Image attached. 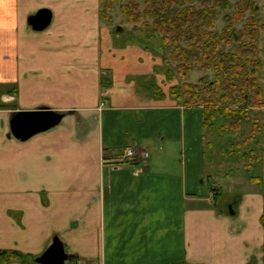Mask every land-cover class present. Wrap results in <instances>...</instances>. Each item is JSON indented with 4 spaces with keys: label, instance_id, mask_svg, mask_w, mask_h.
<instances>
[{
    "label": "crops",
    "instance_id": "0c3cea01",
    "mask_svg": "<svg viewBox=\"0 0 264 264\" xmlns=\"http://www.w3.org/2000/svg\"><path fill=\"white\" fill-rule=\"evenodd\" d=\"M98 7L0 0V249L24 254L0 264H34L54 236L76 264H264L262 178L223 172L244 186L232 201L200 110L148 89L160 58L115 47ZM41 107L61 121L15 138L13 116Z\"/></svg>",
    "mask_w": 264,
    "mask_h": 264
},
{
    "label": "trees",
    "instance_id": "16d2710c",
    "mask_svg": "<svg viewBox=\"0 0 264 264\" xmlns=\"http://www.w3.org/2000/svg\"><path fill=\"white\" fill-rule=\"evenodd\" d=\"M99 0L98 13L100 18L110 23V14L114 4L119 2V9L123 18L132 24L141 23L150 27L154 33L162 34L164 43H172L171 57L177 61V73L188 78L192 68L214 69L217 78L211 83L208 80L201 82L204 85L183 83L184 105H197L205 102V94L212 93L215 100L209 103L215 105V101L222 103L231 100L235 93H239L244 102L250 103L261 98L260 58L258 56L259 28L257 7L252 0H238L235 4L234 14L227 19L228 22L221 31L215 32V19L218 9L229 6L228 0ZM179 6V7H178ZM250 9L238 36L233 23L241 20L245 11ZM151 20V21H149ZM264 29V22L261 24ZM154 37V36H151ZM239 42L235 52L224 51L219 46L223 42L229 45L234 39ZM181 42L183 44H181ZM146 46V45H145ZM146 47L149 48V45ZM165 63L168 62L164 58ZM226 76L220 79L222 74ZM171 71L167 69V76ZM211 83V84H210ZM179 93V88L172 87L171 94ZM223 111L227 110L219 106ZM213 110V109H212ZM211 111V110H210ZM224 114V112H222ZM204 119V116L202 117ZM208 119V118H207ZM214 196H222V192L216 184L212 186ZM24 254L14 249H0V263H7ZM29 256V255H28Z\"/></svg>",
    "mask_w": 264,
    "mask_h": 264
},
{
    "label": "rangeland",
    "instance_id": "374dc122",
    "mask_svg": "<svg viewBox=\"0 0 264 264\" xmlns=\"http://www.w3.org/2000/svg\"><path fill=\"white\" fill-rule=\"evenodd\" d=\"M228 1L229 6L227 8L222 7L217 11L215 26L213 27L215 32L219 33L228 22H232L231 19H227V16L231 17L234 14L236 10L235 4L238 0ZM251 2L256 4L257 15L259 16L258 56L261 62L259 69L261 98L247 103L239 97V93H235L233 99L223 101L222 103L215 101V105H212L209 103V100L215 99L210 92L205 94V102L189 105L200 110L201 120L203 116L204 119L206 117V120H202V126L205 129L206 135L213 140L215 148L218 151V153L212 154V158H210L212 161L211 166L222 171V174L218 175L217 178L215 177V179L220 182L224 192L229 194L230 198L233 197L232 194H234L233 191L235 189H239L240 191L244 186L236 183V179L230 175H224L223 172L231 174L232 171H238L239 175L249 174L257 176L255 178L261 177L262 187H264V29L261 26L264 22V0H252ZM196 4L197 6L201 5V1L198 0ZM110 14L112 20L107 24H109L108 26L111 30L110 41L115 47H123V44L136 43L160 58V65L156 67V70L161 72L163 77L159 84L156 82L157 77L155 74L151 73L149 77H146L147 81L152 82L148 83L150 91L154 90L157 95L162 96L165 95L166 91L177 102L184 104L185 98H181V93L184 91L182 86L184 82L199 84L202 87L204 83L200 81L201 79L212 83L217 78L214 69L206 70L200 68H192L188 78L181 77L177 73V61H174L171 57V50L174 46L172 43H164L161 39V33H154L150 27H145L141 23L132 24L127 22L121 15L119 2L114 4ZM250 14V9L246 10L242 19L233 23L234 28L237 30L235 36H238ZM103 24L106 25V22ZM181 44L183 43L181 42ZM145 45H149V48ZM238 45L239 42H236L234 38L229 45L221 42L219 47L224 51L235 52ZM164 58L168 60L167 63H165ZM167 69L171 71L172 75L170 77L167 76ZM226 76L234 78L232 74L230 76L223 73L220 79L223 80ZM173 86L179 88V93L175 94L176 97L171 94ZM219 106L227 110L223 111ZM244 167L249 168L245 169ZM219 198V196L216 198L217 202ZM234 200L235 198H232V201ZM232 203L228 207L227 204H222L220 208L223 209L226 206L230 211L233 208ZM35 257L36 255H31L28 261L37 264L34 261Z\"/></svg>",
    "mask_w": 264,
    "mask_h": 264
},
{
    "label": "water",
    "instance_id": "95a60500",
    "mask_svg": "<svg viewBox=\"0 0 264 264\" xmlns=\"http://www.w3.org/2000/svg\"><path fill=\"white\" fill-rule=\"evenodd\" d=\"M51 20V12L41 8L29 17L31 26L34 29L46 27ZM63 117V113L54 111L47 107L35 110L19 111L10 121V132L18 139L25 140L35 133L45 131L57 125ZM231 214L234 211H229ZM71 255L65 251L63 242L58 236L52 238L51 243L43 252L34 258L39 264H65Z\"/></svg>",
    "mask_w": 264,
    "mask_h": 264
},
{
    "label": "built area",
    "instance_id": "2783aa9c",
    "mask_svg": "<svg viewBox=\"0 0 264 264\" xmlns=\"http://www.w3.org/2000/svg\"><path fill=\"white\" fill-rule=\"evenodd\" d=\"M142 156H147V152H142ZM136 155L140 154L133 148V146H126L123 148L122 152L119 154V157L122 159H131ZM65 264H76L73 259H69Z\"/></svg>",
    "mask_w": 264,
    "mask_h": 264
}]
</instances>
